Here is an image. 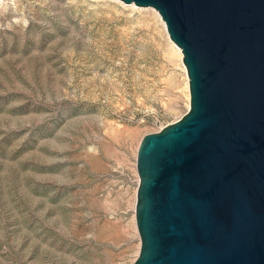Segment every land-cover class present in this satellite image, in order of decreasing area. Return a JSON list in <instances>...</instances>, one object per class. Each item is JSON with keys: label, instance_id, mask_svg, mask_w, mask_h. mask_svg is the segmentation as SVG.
Returning a JSON list of instances; mask_svg holds the SVG:
<instances>
[{"label": "rangeland", "instance_id": "374dc122", "mask_svg": "<svg viewBox=\"0 0 264 264\" xmlns=\"http://www.w3.org/2000/svg\"><path fill=\"white\" fill-rule=\"evenodd\" d=\"M188 106L149 7L0 0V264H131L137 146Z\"/></svg>", "mask_w": 264, "mask_h": 264}, {"label": "water", "instance_id": "95a60500", "mask_svg": "<svg viewBox=\"0 0 264 264\" xmlns=\"http://www.w3.org/2000/svg\"><path fill=\"white\" fill-rule=\"evenodd\" d=\"M122 1L158 12L189 90L137 146L131 264H264V0Z\"/></svg>", "mask_w": 264, "mask_h": 264}, {"label": "bare ground", "instance_id": "6f19581e", "mask_svg": "<svg viewBox=\"0 0 264 264\" xmlns=\"http://www.w3.org/2000/svg\"><path fill=\"white\" fill-rule=\"evenodd\" d=\"M122 1V0H121ZM124 2V1H123ZM124 3H126V2H124ZM126 4H128V5H135L134 3H132V2H129V3H126ZM136 6H138V5H136ZM146 7H149L150 9H152V11L160 18V16H159V14H158V12L153 8V7H151V6H146ZM161 22H162V24H163V27H164V29H165V26H164V22H163V20L161 19ZM171 43L173 44V46L180 52V49H179V47L173 42V41H171Z\"/></svg>", "mask_w": 264, "mask_h": 264}]
</instances>
